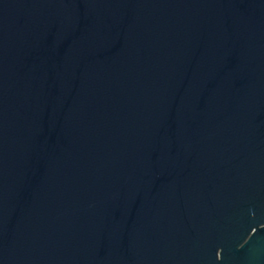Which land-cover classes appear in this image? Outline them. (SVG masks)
Returning a JSON list of instances; mask_svg holds the SVG:
<instances>
[{
	"label": "water",
	"instance_id": "water-1",
	"mask_svg": "<svg viewBox=\"0 0 264 264\" xmlns=\"http://www.w3.org/2000/svg\"><path fill=\"white\" fill-rule=\"evenodd\" d=\"M0 264H264V0H0Z\"/></svg>",
	"mask_w": 264,
	"mask_h": 264
}]
</instances>
